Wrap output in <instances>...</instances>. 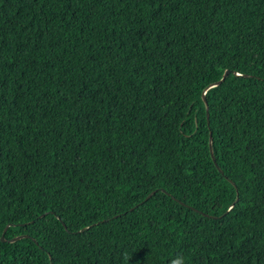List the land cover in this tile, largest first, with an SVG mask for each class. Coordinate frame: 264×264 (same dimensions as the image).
<instances>
[{"label": "trees", "instance_id": "trees-1", "mask_svg": "<svg viewBox=\"0 0 264 264\" xmlns=\"http://www.w3.org/2000/svg\"><path fill=\"white\" fill-rule=\"evenodd\" d=\"M3 229L0 264H264V0H0Z\"/></svg>", "mask_w": 264, "mask_h": 264}, {"label": "water", "instance_id": "water-1", "mask_svg": "<svg viewBox=\"0 0 264 264\" xmlns=\"http://www.w3.org/2000/svg\"><path fill=\"white\" fill-rule=\"evenodd\" d=\"M228 75H232V76H240L239 74H237V73H235V72H233V71H224L223 72V74L221 75V77L219 78V79H217V80H213V81H211V82H209V83H207L206 85H205V87L201 90V93H200V98H201V101H202V103H203V105H204V112H205V120H206V124H207V117H208V108H207V103H206V99H205V91L207 90V89H209V88H212V87H215V86H218V85H220L225 79H226V77L228 76ZM207 148H208V155H209V158H210V160H211V162H212V165L214 166V168L216 169V171L219 173V174H221V171H220V169L217 167V165L215 164V161H214V158H213V155H212V151H211V144H210V133H208V142H207ZM231 185H232V183L231 182H229ZM156 191H152L151 193H149L144 199H143V201L142 202H145L146 200H148L154 193H155ZM173 200H175V199H173ZM141 204V203H140ZM181 205H183L182 203H180ZM132 210V208L129 210V211H131ZM203 216H205V217H207V218H209V219H219L220 217H212V216H208V215H203ZM41 217V216H40ZM96 224H98V223H96ZM96 224H91L90 226H95ZM61 225H62V227L65 229V225H64V223L63 222H61ZM4 231H5V229H3V231H2V233H1V236H0V241L1 242H4L5 240L3 239V233H4ZM65 231L67 232V233H69L66 229H65ZM21 238H26V236H17V237H14V238H11V239H9V240H7L6 242L7 243H12V242H14V241H17V240H19V239H21Z\"/></svg>", "mask_w": 264, "mask_h": 264}, {"label": "clouds", "instance_id": "clouds-1", "mask_svg": "<svg viewBox=\"0 0 264 264\" xmlns=\"http://www.w3.org/2000/svg\"><path fill=\"white\" fill-rule=\"evenodd\" d=\"M171 264H185V261L182 256H178L171 261Z\"/></svg>", "mask_w": 264, "mask_h": 264}]
</instances>
